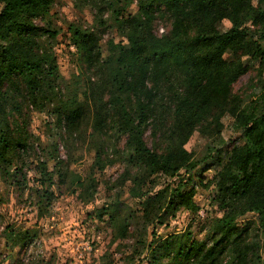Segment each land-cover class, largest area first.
<instances>
[{"label": "trees", "instance_id": "16d2710c", "mask_svg": "<svg viewBox=\"0 0 264 264\" xmlns=\"http://www.w3.org/2000/svg\"><path fill=\"white\" fill-rule=\"evenodd\" d=\"M59 1L0 0V172L8 174L18 152L29 146L24 108L52 106L66 133L88 127L99 140L94 171L106 168L102 149L110 135L118 146L125 139L123 180L133 182L131 195L146 211L150 199L135 187L195 173L215 148L208 144L197 159L187 144L196 133L211 141L221 138L228 114L243 143L232 146L227 162L219 160L212 177V200L223 216L212 221L207 240L175 234L154 251L167 257V264H225L227 256L230 264H262L264 93L244 104L234 87L248 73L245 58L264 74V0L256 5L253 0H83L96 11L95 27L68 28L82 67L73 87L62 77L53 50L59 30L50 17ZM223 21L231 24L227 32L219 30ZM161 26L166 30L159 34ZM100 29L118 31L125 42L109 41L102 52ZM228 52L232 61L225 58ZM148 133L153 148L145 140ZM41 176L50 183L53 175L43 166ZM77 184L89 189L80 179ZM181 188L172 193L168 208L183 204L195 210ZM105 211L116 223V206ZM248 214L256 221L241 219ZM116 227L115 238L124 236L127 218ZM37 237L31 230L5 232L12 253Z\"/></svg>", "mask_w": 264, "mask_h": 264}, {"label": "rangeland", "instance_id": "374dc122", "mask_svg": "<svg viewBox=\"0 0 264 264\" xmlns=\"http://www.w3.org/2000/svg\"><path fill=\"white\" fill-rule=\"evenodd\" d=\"M253 3L256 5V0ZM135 11L133 7L131 12ZM95 14V9L83 0H60L50 17L59 30L53 50L69 87L77 86L76 76L82 67L75 47L70 44L68 28L81 25L94 29ZM230 27L228 21H223L219 30L227 32ZM165 30L161 26L158 33ZM99 32L102 52L106 51L109 41L125 42L118 31L100 29ZM225 58L232 61L233 54L228 52ZM244 63L249 70L235 85L234 93L244 104H249L264 93V74L258 73V63L248 58ZM52 109L48 105L42 106V110L31 105L24 108L29 146L18 152L8 174L0 172V264H167L168 258L154 251L163 240L186 233L191 234L192 239L207 240L212 221L223 216V211L212 200L215 196L212 177L219 168V160L227 162L232 146L243 143L234 118L227 114L222 119L221 138L211 141L196 133L187 144L186 148L194 152L197 159L203 157L208 144L215 148L212 158L195 173L187 176L182 173L181 177L174 178L162 176L146 181L140 189L135 187L136 192L142 190L150 199L145 211V206L131 195L133 182L123 180L128 170L122 154L125 139L118 146L117 139L110 135L111 142L102 149L106 168L94 171L99 140L92 137L88 127L66 133ZM145 140L154 147L149 133ZM43 166L53 175L50 183L41 176ZM130 174L134 176L136 169H130ZM78 179L89 186L86 192L77 184ZM179 188L182 194L190 196L195 210L183 204H176L174 210L168 208L172 193ZM113 206L118 209L116 223L105 213ZM125 218L127 231L124 236L115 238L116 226L123 224ZM241 219L256 221L252 214ZM11 229L36 231L38 237L26 249L12 253L5 238V232ZM262 259L264 264L263 252ZM230 263L231 257L227 256L225 264Z\"/></svg>", "mask_w": 264, "mask_h": 264}]
</instances>
